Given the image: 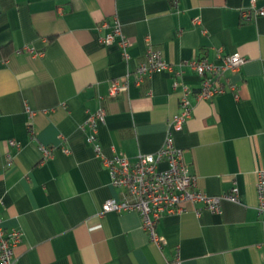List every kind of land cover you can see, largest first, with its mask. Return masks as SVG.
<instances>
[{"label":"crops","instance_id":"1","mask_svg":"<svg viewBox=\"0 0 264 264\" xmlns=\"http://www.w3.org/2000/svg\"><path fill=\"white\" fill-rule=\"evenodd\" d=\"M0 5V215L7 229L23 232L17 264H166L177 256L181 264H264L256 187L257 171L264 168V15L246 13L251 0ZM115 16L130 41L128 59L117 42L100 41ZM148 44L175 65L216 60L220 50L246 58L226 72L227 90L208 99L196 95L197 72L181 67L177 79L192 89L193 109L173 133L175 144L200 189L216 195L236 183L240 201L224 200L219 213L189 208L163 216L157 222L160 246L138 211L100 214L104 201L122 191L87 141L86 126L103 107L98 136L108 156L134 158L163 145L181 109L182 85L175 88L166 70L137 82L134 71ZM115 79L128 87L111 95ZM11 139L19 147L10 148L14 161L8 166ZM41 144L53 147L52 157H44Z\"/></svg>","mask_w":264,"mask_h":264},{"label":"built area","instance_id":"2","mask_svg":"<svg viewBox=\"0 0 264 264\" xmlns=\"http://www.w3.org/2000/svg\"><path fill=\"white\" fill-rule=\"evenodd\" d=\"M258 1L251 0V7L246 11L247 14L264 15V0L260 6ZM100 41L106 45L117 42L123 57L129 58L130 41L123 33L121 22L116 16L111 31L101 36ZM26 48L37 53L32 47ZM245 61L246 58L240 52L226 54L220 50L216 60L201 57L175 65L165 59L161 50L148 44L145 59L134 71L137 82L140 83L146 75L156 70L170 72L175 77L174 87L182 85L181 109L172 117L163 145L156 152L139 154L134 158L120 153L108 156L103 152L98 136L99 124L105 121L106 112L103 107H99L88 116L87 141L92 144L97 156L109 170L112 184L122 191L119 198L110 197L104 201L101 215L107 212L138 211L150 240L160 246L164 243V237L157 230V222L163 216L182 213L189 208H194L197 213L203 210L219 213L224 200L240 201L239 187L236 183L228 191L216 195H210L197 186L196 178L191 174L189 165L184 159V150L175 144L173 133L183 129L193 109L189 100L192 89L177 79L183 74L181 67L187 65L197 72L200 76V86L196 95L199 99H208L227 90L228 84L224 80L226 72L238 70ZM127 87V82L115 79L111 82L110 94L117 95ZM229 87L234 89L232 85ZM12 146L19 147V144L13 139L9 140V149L6 154L8 166L14 161V153L10 149ZM41 150L45 158L52 157L53 147L41 144ZM63 150L66 153L70 151L66 147ZM256 187L257 208L259 213L264 215V168L257 171ZM1 204L0 200V210ZM198 204L200 205L197 206ZM22 235L23 232L19 228L7 229L0 215V264H17L15 248L22 240ZM166 264H181L180 257L177 256L175 260Z\"/></svg>","mask_w":264,"mask_h":264}]
</instances>
